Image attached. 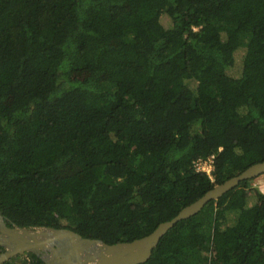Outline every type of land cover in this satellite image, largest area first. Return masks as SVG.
<instances>
[{"label":"trees","instance_id":"16d2710c","mask_svg":"<svg viewBox=\"0 0 264 264\" xmlns=\"http://www.w3.org/2000/svg\"><path fill=\"white\" fill-rule=\"evenodd\" d=\"M212 154L211 177L194 169ZM262 160L264 0H0L8 226L131 241ZM248 181L140 264H264V193Z\"/></svg>","mask_w":264,"mask_h":264},{"label":"water","instance_id":"95a60500","mask_svg":"<svg viewBox=\"0 0 264 264\" xmlns=\"http://www.w3.org/2000/svg\"><path fill=\"white\" fill-rule=\"evenodd\" d=\"M264 173V160L206 191L183 207L173 218L161 222L151 233L131 241L107 244L82 237L68 228L8 226L0 213V263L17 254L35 253L45 264H140L151 255L159 239L178 221L197 214L204 205L234 188L240 181Z\"/></svg>","mask_w":264,"mask_h":264},{"label":"built area","instance_id":"2783aa9c","mask_svg":"<svg viewBox=\"0 0 264 264\" xmlns=\"http://www.w3.org/2000/svg\"><path fill=\"white\" fill-rule=\"evenodd\" d=\"M215 155L212 154L205 159H198L194 161L193 166L196 171H202L211 177V171L213 170V160Z\"/></svg>","mask_w":264,"mask_h":264},{"label":"rangeland","instance_id":"374dc122","mask_svg":"<svg viewBox=\"0 0 264 264\" xmlns=\"http://www.w3.org/2000/svg\"><path fill=\"white\" fill-rule=\"evenodd\" d=\"M128 37H131V35H128ZM248 183L251 187L256 188L260 192L264 193V173L257 175L255 177L249 178ZM35 229H37V227L33 228V230Z\"/></svg>","mask_w":264,"mask_h":264},{"label":"flooded vegetation","instance_id":"af4514ba","mask_svg":"<svg viewBox=\"0 0 264 264\" xmlns=\"http://www.w3.org/2000/svg\"><path fill=\"white\" fill-rule=\"evenodd\" d=\"M2 251H3V249H2ZM26 253V252H25ZM24 254V253H23Z\"/></svg>","mask_w":264,"mask_h":264}]
</instances>
